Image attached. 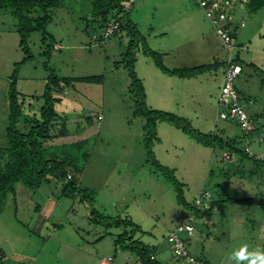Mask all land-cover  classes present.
I'll return each mask as SVG.
<instances>
[{"label":"rangeland","instance_id":"rangeland-1","mask_svg":"<svg viewBox=\"0 0 264 264\" xmlns=\"http://www.w3.org/2000/svg\"><path fill=\"white\" fill-rule=\"evenodd\" d=\"M92 1L61 0L51 10L45 29L59 49H53L48 59L42 55L48 39L43 42L40 31L30 34L31 59L20 64L17 90L24 95L29 117L38 113L43 102L49 70L60 78H72L70 84L61 83V89L52 91L58 98L53 125L59 134L42 141L43 145L62 153L61 145L83 141L78 150L67 149L77 155L68 169L80 187L90 191L91 207L133 221L139 226L133 237L155 245L154 256L163 264H176L167 234L188 209L176 201L172 185L145 159L143 118L133 114L127 70L122 65L115 67L128 35L121 30L103 41L99 15L104 8L93 10ZM246 4L239 2L232 8L234 23L244 22L234 33L243 47L236 50L243 72L235 87L249 116L263 113L260 124H254L246 135L235 122L217 117L215 100L223 81L226 50L197 1L134 0L128 17L148 46L161 53L166 67H192L224 58L219 67L180 77L162 72L137 50L134 67L145 89L146 104L184 117L201 132L234 139L241 150L247 147L258 153L264 151V5L251 10ZM16 27L8 0H0V96L4 89L5 100L9 76L26 56ZM252 59L260 71L247 65ZM98 76H102L99 82L77 79ZM247 93L257 101L246 104ZM92 113L102 115L100 122ZM156 131L159 141L153 144L154 154L161 164L174 169L186 201L193 202L200 192L208 193L201 198L204 210L212 199H261V203L222 201L210 215L195 218L193 234L185 239L190 254L209 264H236L229 257L242 245L247 244L249 250L264 249V177L252 171L254 162L246 158L238 163L237 154L227 159V147L203 146L164 121L157 123ZM3 137L0 146L5 143ZM90 209L78 197L62 195L59 181L54 185L43 181L35 190L17 183L15 193L0 206V255L4 254L0 264H99L105 256H112L113 264H140L134 252L114 242L123 229L97 224ZM41 217L46 225L36 231Z\"/></svg>","mask_w":264,"mask_h":264},{"label":"trees","instance_id":"trees-1","mask_svg":"<svg viewBox=\"0 0 264 264\" xmlns=\"http://www.w3.org/2000/svg\"><path fill=\"white\" fill-rule=\"evenodd\" d=\"M8 2L12 8V15L17 21L16 31L19 35V45L26 56L15 64L14 70L9 76L7 87L8 114L3 137L5 143L0 146V204L7 199L9 194L15 193L16 184L19 182L35 190L43 181H59L62 195L72 198L78 197L80 201L90 206L89 215L94 222L104 228L117 227L123 229L116 236L114 242L120 248L134 252L140 264H163L154 256L155 245L145 244L133 237V233L139 229L137 224L128 218L123 219L117 216L105 215L91 207L93 197L90 191L87 188H81L72 172L68 169L69 165L76 161L77 155H71V153L67 152V149L78 150L84 142L77 141L72 144L61 145L62 153L58 149L54 151L49 147H45L42 143L45 139L56 137L59 134L58 129L53 125V120L57 117L54 104L58 98L52 95V91L61 89V83L70 84L72 78H60L52 70H49L47 83L42 93L43 102L38 108V113L34 112L29 117L25 114V98L17 90V76L20 64L31 59L28 37L32 32L40 31L42 41L46 42L48 39V43H46L42 51V55L48 59L54 49L55 40L46 31L45 27L51 21V10L60 6L61 0H8ZM92 5L93 10H97L99 6L104 8L99 15L102 27L111 21H118V31L125 30L124 32L128 35L126 48L122 53L121 59L115 62V67L122 65L127 70L129 78L128 91L133 98V114L143 118L142 142L145 150V159L155 172L161 174L172 185L176 193V201L186 207L188 213H193L198 218L203 215H210L215 205L222 201L261 203V199L256 201L253 197L237 198L228 196L216 200L212 199L204 210L196 208L193 206V202H188L184 198L183 183L176 177L174 169L161 164L152 149L154 142L159 141L156 131L157 123L164 121L178 128L190 139L203 146L214 147L217 145L221 148L227 147L230 157L232 154H237L239 161L246 158L251 159L255 164V169L260 173L259 175L264 177V161L249 157L244 150H241L236 145L234 139H224L223 136L214 132H201L192 127L190 122L184 117L149 107L146 104V93L142 80L136 74L134 67L136 52L139 49L145 55H148L162 72L180 77L198 75L206 70L219 67L221 62L203 63L192 67H166L162 63L161 53L148 46L137 25L128 17L129 11H123L120 0H93ZM246 5L251 10L258 9L264 5V0H249ZM236 59L239 62L238 57ZM239 64L242 71L243 63L239 62ZM247 65L253 68L254 71L256 70L255 72L260 71V68L253 63ZM77 79L87 82H99V80H102V76ZM31 105L29 102L27 107L30 108ZM68 174L70 177H67ZM200 259L204 261V264H209L203 258Z\"/></svg>","mask_w":264,"mask_h":264},{"label":"built area","instance_id":"built-area-1","mask_svg":"<svg viewBox=\"0 0 264 264\" xmlns=\"http://www.w3.org/2000/svg\"><path fill=\"white\" fill-rule=\"evenodd\" d=\"M124 12H128L134 0H120ZM202 8L205 18L213 26L215 33L220 38L225 50L226 58L223 67V82L219 93L216 95L217 117L222 120L233 121L244 130L245 134L249 133L253 126L251 119L243 109L239 101V94L235 87V80L241 72V65L237 61V48L239 47L234 33L239 27L244 25L240 21L237 25L234 23L232 8L236 3H247L249 0H196ZM119 22L111 21L103 27V32L100 35L104 41L118 31ZM55 47V46H54ZM98 122L102 119V115L92 113ZM249 157L264 161V151L253 153L249 148L244 150ZM227 159L230 154L227 153ZM67 177H70L68 174ZM264 181V178H263ZM208 194V193H207ZM206 194V195H207ZM204 192H200V196L193 201V206L203 209L204 204L202 199L206 197ZM197 218L195 214L188 213L184 219L179 222L174 229L167 234V241L172 246V252L176 260V264H204V261L190 254L185 239L193 234V221ZM99 264H113L112 256L102 257Z\"/></svg>","mask_w":264,"mask_h":264},{"label":"crops","instance_id":"crops-1","mask_svg":"<svg viewBox=\"0 0 264 264\" xmlns=\"http://www.w3.org/2000/svg\"><path fill=\"white\" fill-rule=\"evenodd\" d=\"M243 27V26H242ZM55 44H57V43H55ZM237 44H238V48L240 49V48H243L241 45H240V43H238L237 42ZM55 46V45H54ZM208 47V46H207ZM54 49L56 50V49H59V48H55L54 47ZM172 51H173V49H172ZM212 51V50H211ZM215 53H213V51H212V55L214 56V58H216L217 60L219 59V58H217V56H215L214 55ZM239 59V58H238ZM220 60V59H219ZM223 61H224V58H222L221 59V63L223 64ZM250 63H253V64H256L254 61H253V59L252 60H250ZM173 67H180V65H175V66H173ZM247 69V68H246ZM243 72V67H242V71H241V73ZM240 73V74H241ZM239 74V75H240ZM223 82V81H222ZM221 85H222V83H221ZM219 91V90H218ZM217 91V92H218ZM238 91V94H239V96H240V91L239 90H237ZM1 98H0V138L1 137H3L4 136V130H5V126H6V122H7V114H8V109H6L5 108V105H6V107H7V101L5 100V97H4V89H3V91H1ZM244 98L246 99V104H253V103H255L256 101H257V98L253 95V94H249V93H247V95L245 94L244 95ZM241 103V102H240ZM3 108V109H2ZM2 109V110H1ZM259 115H263V113L261 112V113H255V114H251L249 117H250V119H251V124H252V126H253V128H254V124H260L259 123V121H258V118H259ZM235 159H236V161H238V163H241L242 164V162L243 161H239V159L237 158V157H235ZM251 168H252V166H251ZM257 169H255V166H254V169L252 170V171H256ZM47 182H49L50 184H52V185H54V184H57V182L56 181H54V180H48ZM217 205V204H216ZM216 205H215V207H214V210L216 209ZM0 206H1V204H0ZM46 223V220H45V218L44 217H41V218H39L38 219V221H37V223L35 224V226H34V229H36V231H38V230H41V228L42 227H44V225H46L45 224ZM3 256H4V254L2 255H0V257H2L3 258ZM202 258V257H201ZM3 260V259H2ZM1 260V261H2Z\"/></svg>","mask_w":264,"mask_h":264},{"label":"clouds","instance_id":"clouds-1","mask_svg":"<svg viewBox=\"0 0 264 264\" xmlns=\"http://www.w3.org/2000/svg\"><path fill=\"white\" fill-rule=\"evenodd\" d=\"M229 258L235 261L236 264H264V249L249 250V246L244 244L234 250Z\"/></svg>","mask_w":264,"mask_h":264}]
</instances>
